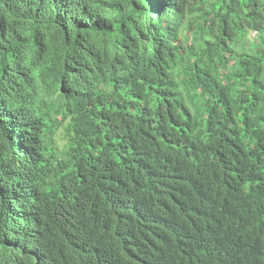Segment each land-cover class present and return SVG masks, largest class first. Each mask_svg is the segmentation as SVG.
Listing matches in <instances>:
<instances>
[{"label":"trees","instance_id":"trees-1","mask_svg":"<svg viewBox=\"0 0 264 264\" xmlns=\"http://www.w3.org/2000/svg\"><path fill=\"white\" fill-rule=\"evenodd\" d=\"M0 264H264V0H0Z\"/></svg>","mask_w":264,"mask_h":264},{"label":"clouds","instance_id":"clouds-1","mask_svg":"<svg viewBox=\"0 0 264 264\" xmlns=\"http://www.w3.org/2000/svg\"><path fill=\"white\" fill-rule=\"evenodd\" d=\"M248 36L251 39H256V37L258 36V33L256 31H250ZM179 42L182 43V44L186 43V41H181L180 39H179Z\"/></svg>","mask_w":264,"mask_h":264},{"label":"rangeland","instance_id":"rangeland-1","mask_svg":"<svg viewBox=\"0 0 264 264\" xmlns=\"http://www.w3.org/2000/svg\"><path fill=\"white\" fill-rule=\"evenodd\" d=\"M250 38V37H249ZM60 145H62L63 144V142L61 141V140H59L58 139V141H57Z\"/></svg>","mask_w":264,"mask_h":264}]
</instances>
